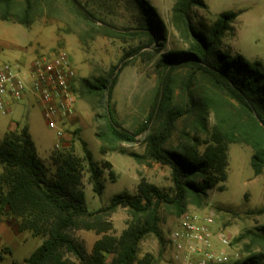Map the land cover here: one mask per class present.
I'll return each instance as SVG.
<instances>
[{"label": "trees", "instance_id": "1", "mask_svg": "<svg viewBox=\"0 0 264 264\" xmlns=\"http://www.w3.org/2000/svg\"><path fill=\"white\" fill-rule=\"evenodd\" d=\"M16 1L0 0V6ZM137 2L142 14L138 28L104 23L100 32L128 39L139 36L141 30L148 34L149 45L162 51L168 40L166 23L147 0ZM195 7L205 9L207 4L204 0H175L172 22L184 42L181 47L161 55L160 65L165 74L159 83L149 122L172 98V73L186 65L193 71L183 89L184 103L169 106L157 127L149 124L140 129L141 134L149 127L145 154L131 153L137 160L145 157L168 165L172 173V194L142 180L136 194H116L108 205L91 211L86 205L83 177L86 172L90 173L93 189L101 195L105 189L101 177L111 163L95 162L85 142L84 156L75 154L73 147L53 152L55 171L50 173L27 126L8 131L0 141V221L7 218L20 232L27 231L44 239L24 264H154L151 254L143 258L138 254L147 235L153 233L162 240L160 204L174 206L182 215L188 203L202 206L211 189L225 190L229 143L250 145L254 150L252 168L256 175L262 173L264 64L223 50L225 37L236 32L234 22L238 12L224 11L210 23ZM78 11L86 20L95 19L81 5ZM0 16L9 19L7 10ZM20 22L29 23L27 14ZM123 68L124 64L114 66L105 75L82 79L78 86L80 97L92 104L102 154L123 151V143L137 141V133L124 128L116 118L112 103ZM197 74L204 83L195 90ZM212 113L216 122L209 128ZM189 117H193L191 132H185L182 141L173 147L171 141L178 123ZM120 207H127L133 219L116 236L110 233L113 223L109 217ZM78 229L94 231L99 236L91 252L72 234ZM262 261V254H254L234 264H262Z\"/></svg>", "mask_w": 264, "mask_h": 264}, {"label": "rangeland", "instance_id": "2", "mask_svg": "<svg viewBox=\"0 0 264 264\" xmlns=\"http://www.w3.org/2000/svg\"><path fill=\"white\" fill-rule=\"evenodd\" d=\"M155 7L166 23L168 40L162 51L149 45V36L140 30L135 38L122 39L100 32L104 23L120 28H138L142 14L137 0H18L9 6H0L8 11V20L0 16V61L30 64L37 58L49 56L53 52L67 53L74 70L72 89L75 111L66 124L67 143L57 148L60 141L56 131L51 129L44 116L43 107L33 92H28L23 100L11 106L8 115L0 114V122L11 120L20 128L28 126L38 148L42 161L53 173V152L73 147L75 154L84 156V142L92 158L98 164L110 162L104 169L101 180L105 189L97 194L90 182V173L83 177L86 205L91 211L108 205L112 197L119 193L136 194L142 180L153 183L166 192L173 193L171 168L168 165L150 161L143 157L135 159L131 153L145 154V133H138L145 125L157 127L169 106L184 103L183 91L188 77L192 75L190 66H180L171 76L172 98L157 111L149 122L151 110L156 101L159 83L165 74L160 65L163 53L183 45V40L172 22L175 0H147ZM207 8L195 7L197 13L208 22L214 23L224 11L238 12L234 22L236 32L228 33L222 48L232 54H241L249 61L260 60L264 64V0H204ZM93 13L95 19L86 20L78 11L79 6ZM27 14L29 23L21 18ZM138 49V50H137ZM124 64L114 89L113 106L115 116L127 130L137 133V141L123 143V151L102 154L101 143L96 137L93 108L89 101L80 97L78 86L84 78H94L107 74L117 65ZM204 83L196 75L194 89ZM77 88V89H76ZM100 111V109H99ZM193 117L178 123L171 145L178 146L185 132H191ZM216 122L214 114L209 119V128ZM3 125L0 126V141L4 138ZM254 150L244 143L228 144L227 180L225 190L218 187L209 191L202 206L188 203L186 211L202 215L213 214L212 249L224 252L228 260L220 264H234L254 254H262L264 264V168L256 175L251 165ZM160 230L162 240L155 234L147 235L140 244L139 258L151 254L154 264H183L175 259L170 241L171 232L177 227L181 213L178 208L160 204ZM109 219L113 223L111 234L119 236L133 219L127 207H120ZM224 232L229 240L227 245L219 239ZM72 234L85 243L89 252L99 236L94 231L78 229ZM258 234L261 237H255ZM257 235V236H258ZM43 238L30 232H20L7 218L0 221V264H24L33 251L43 243Z\"/></svg>", "mask_w": 264, "mask_h": 264}, {"label": "built area", "instance_id": "3", "mask_svg": "<svg viewBox=\"0 0 264 264\" xmlns=\"http://www.w3.org/2000/svg\"><path fill=\"white\" fill-rule=\"evenodd\" d=\"M73 76L74 70L64 51L37 58L28 65L19 61H0V114H8L13 104L23 100L29 91L33 92L43 107L48 126L60 139L55 147H61L62 140L68 139L66 124L75 111ZM214 223L213 214L184 212L170 234L175 259L183 264H220L227 261V254L216 253L212 249ZM219 239L225 245L229 243L224 232L219 233Z\"/></svg>", "mask_w": 264, "mask_h": 264}, {"label": "crops", "instance_id": "4", "mask_svg": "<svg viewBox=\"0 0 264 264\" xmlns=\"http://www.w3.org/2000/svg\"><path fill=\"white\" fill-rule=\"evenodd\" d=\"M10 112H12V110H10ZM6 115H8V114H6ZM3 123H5V125H3L4 134H6L8 131H11V130H15L17 128H20L19 124L15 123L12 120L10 122L9 121L8 122H0V126H2ZM29 131H30V129H29ZM67 142L68 141L66 139L62 140L63 145L66 144Z\"/></svg>", "mask_w": 264, "mask_h": 264}]
</instances>
